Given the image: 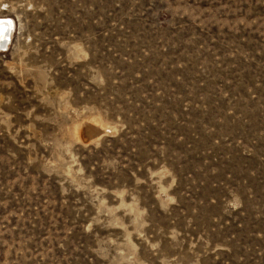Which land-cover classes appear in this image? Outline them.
I'll use <instances>...</instances> for the list:
<instances>
[{
	"label": "rangeland",
	"instance_id": "rangeland-1",
	"mask_svg": "<svg viewBox=\"0 0 264 264\" xmlns=\"http://www.w3.org/2000/svg\"><path fill=\"white\" fill-rule=\"evenodd\" d=\"M0 18V264H264V0Z\"/></svg>",
	"mask_w": 264,
	"mask_h": 264
},
{
	"label": "water",
	"instance_id": "water-1",
	"mask_svg": "<svg viewBox=\"0 0 264 264\" xmlns=\"http://www.w3.org/2000/svg\"><path fill=\"white\" fill-rule=\"evenodd\" d=\"M10 39V28L8 22L0 19V51H6L8 49Z\"/></svg>",
	"mask_w": 264,
	"mask_h": 264
},
{
	"label": "bare ground",
	"instance_id": "bare-ground-1",
	"mask_svg": "<svg viewBox=\"0 0 264 264\" xmlns=\"http://www.w3.org/2000/svg\"><path fill=\"white\" fill-rule=\"evenodd\" d=\"M0 19L6 20L8 22V25L10 28V38H11L12 29H13V21L10 18H0ZM10 42H11V39H10ZM96 129H101V128L99 126H97Z\"/></svg>",
	"mask_w": 264,
	"mask_h": 264
}]
</instances>
